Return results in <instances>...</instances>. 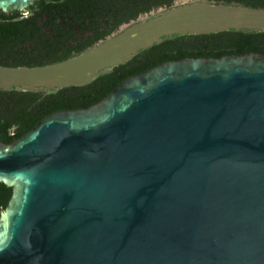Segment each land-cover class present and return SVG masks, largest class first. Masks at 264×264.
<instances>
[{
  "label": "water",
  "instance_id": "water-1",
  "mask_svg": "<svg viewBox=\"0 0 264 264\" xmlns=\"http://www.w3.org/2000/svg\"><path fill=\"white\" fill-rule=\"evenodd\" d=\"M186 3L210 2L108 39ZM0 182V264H264V53L165 60L52 111L0 139Z\"/></svg>",
  "mask_w": 264,
  "mask_h": 264
},
{
  "label": "trees",
  "instance_id": "trees-1",
  "mask_svg": "<svg viewBox=\"0 0 264 264\" xmlns=\"http://www.w3.org/2000/svg\"><path fill=\"white\" fill-rule=\"evenodd\" d=\"M214 4L264 9V0H207ZM175 0H36L27 13L0 12V67H41L76 57L107 40L120 25ZM264 53V28L229 27L174 32L143 46L82 84L57 88L0 87V139L10 143L48 113L96 103L124 78L183 57ZM11 187L0 182V211Z\"/></svg>",
  "mask_w": 264,
  "mask_h": 264
},
{
  "label": "rangeland",
  "instance_id": "rangeland-1",
  "mask_svg": "<svg viewBox=\"0 0 264 264\" xmlns=\"http://www.w3.org/2000/svg\"><path fill=\"white\" fill-rule=\"evenodd\" d=\"M234 14L261 20L234 22L230 17ZM263 19L264 9L210 3L178 5L136 22L105 42L66 61L33 68L0 67V76L10 78L0 79V87L51 90L68 84H82L168 34L214 31L229 27L264 28Z\"/></svg>",
  "mask_w": 264,
  "mask_h": 264
},
{
  "label": "bare ground",
  "instance_id": "bare-ground-1",
  "mask_svg": "<svg viewBox=\"0 0 264 264\" xmlns=\"http://www.w3.org/2000/svg\"><path fill=\"white\" fill-rule=\"evenodd\" d=\"M231 17V19L234 21V22H244V23H246V22H259L260 20H258V19H253V18H247V17H243V16H241V15H239V14H234L233 16H230ZM264 20V19H263ZM75 69H77L76 67H75ZM0 79H8V78H2V76H0ZM10 79V78H9ZM8 79V80H9Z\"/></svg>",
  "mask_w": 264,
  "mask_h": 264
}]
</instances>
